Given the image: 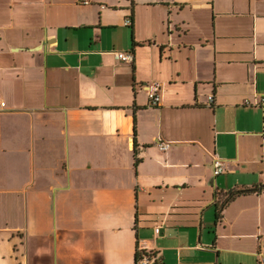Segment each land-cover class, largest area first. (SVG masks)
Returning <instances> with one entry per match:
<instances>
[{"label": "crops", "instance_id": "0c3cea01", "mask_svg": "<svg viewBox=\"0 0 264 264\" xmlns=\"http://www.w3.org/2000/svg\"><path fill=\"white\" fill-rule=\"evenodd\" d=\"M88 1L0 0V264H264V0Z\"/></svg>", "mask_w": 264, "mask_h": 264}, {"label": "built area", "instance_id": "2783aa9c", "mask_svg": "<svg viewBox=\"0 0 264 264\" xmlns=\"http://www.w3.org/2000/svg\"><path fill=\"white\" fill-rule=\"evenodd\" d=\"M78 3L81 4H87L89 1L88 0H77ZM125 25H130V19L126 18L124 21ZM113 55L116 59L123 61V62H130L132 60V52L131 51H117L114 50ZM148 99H149V104L150 106H157L159 104L160 100V94L159 90L160 87L157 83H150L149 85L144 86ZM213 100L212 95L208 97V101L211 102ZM264 102V99H262ZM4 107V103L0 101V110ZM224 171L223 163L221 162L220 159L215 158L213 160V174L218 175L221 172ZM155 233H158V228L155 229ZM135 264H157L156 260V255L152 251H143L141 252L140 256L137 258Z\"/></svg>", "mask_w": 264, "mask_h": 264}, {"label": "trees", "instance_id": "16d2710c", "mask_svg": "<svg viewBox=\"0 0 264 264\" xmlns=\"http://www.w3.org/2000/svg\"><path fill=\"white\" fill-rule=\"evenodd\" d=\"M130 2L132 3V0H130ZM138 161L139 159L135 158L134 165H136ZM261 192H264V183H261L259 185H256L250 188L228 191L224 195V198L219 202V204H215V218L218 219L220 217L221 212L225 208V206L237 196L251 194V193L259 194ZM140 254L141 253H138V252L136 253V260L140 256Z\"/></svg>", "mask_w": 264, "mask_h": 264}]
</instances>
